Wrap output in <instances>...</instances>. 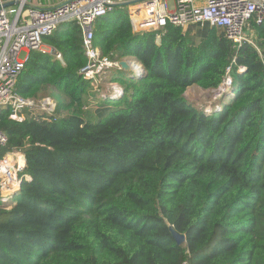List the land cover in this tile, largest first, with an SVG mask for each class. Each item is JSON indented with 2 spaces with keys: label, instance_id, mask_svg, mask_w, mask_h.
Returning <instances> with one entry per match:
<instances>
[{
  "label": "trees",
  "instance_id": "obj_1",
  "mask_svg": "<svg viewBox=\"0 0 264 264\" xmlns=\"http://www.w3.org/2000/svg\"><path fill=\"white\" fill-rule=\"evenodd\" d=\"M250 27L264 55V23ZM93 34L103 55L133 57L145 72L113 70L123 95L100 99L89 117L81 27L67 20L43 38L60 59L29 53L16 91L51 92L56 112L16 121L0 110V156L25 158L19 189L0 202V264H264L259 51L233 48L208 24H168L157 43L134 31L125 6L98 17ZM227 67L234 95L218 109L184 96L191 85L217 88Z\"/></svg>",
  "mask_w": 264,
  "mask_h": 264
},
{
  "label": "built area",
  "instance_id": "obj_2",
  "mask_svg": "<svg viewBox=\"0 0 264 264\" xmlns=\"http://www.w3.org/2000/svg\"><path fill=\"white\" fill-rule=\"evenodd\" d=\"M116 6L127 8L135 32L152 31L157 43L168 24L182 28L208 24L220 29L235 49L245 43L252 44L264 63V55L249 28L250 20L257 25L264 23V0H63L50 8L29 7L24 12L22 7H0V110L9 108L10 119L16 121L24 120L27 113L55 118L53 96L26 98L16 91V80L31 51L50 52L57 59L61 58L58 52L44 44L43 38L67 20L75 21L82 29L86 63L79 72L90 83V91L101 99L121 97L123 87L108 78L109 74L122 70L120 60L128 61L136 75L143 73V67L136 60L125 57L112 60L103 55L93 41L95 20ZM244 69L238 66L239 72ZM232 84L233 77L227 67L221 83L209 89L210 99L201 107L207 112L218 109V101L229 100L234 95ZM6 144L7 136L0 130V148ZM24 167L25 158L20 152H6L0 156V202H6L19 189ZM181 264L189 262L183 260Z\"/></svg>",
  "mask_w": 264,
  "mask_h": 264
},
{
  "label": "crops",
  "instance_id": "obj_3",
  "mask_svg": "<svg viewBox=\"0 0 264 264\" xmlns=\"http://www.w3.org/2000/svg\"><path fill=\"white\" fill-rule=\"evenodd\" d=\"M61 1H63V0H0V3L1 4H7L6 7L7 8H12V9H18L20 6H22V12H24L29 7H34V8H50V7L58 4ZM169 1H171V0H169ZM252 34H253V37L255 38L254 31H253ZM188 88H191L194 92L199 90L198 91V95L199 96H201L202 98L204 97L206 100H209L210 99V95H208V89H203V88H201L199 86H196V85H191ZM220 101H218V103Z\"/></svg>",
  "mask_w": 264,
  "mask_h": 264
},
{
  "label": "rangeland",
  "instance_id": "obj_4",
  "mask_svg": "<svg viewBox=\"0 0 264 264\" xmlns=\"http://www.w3.org/2000/svg\"><path fill=\"white\" fill-rule=\"evenodd\" d=\"M170 3V5H171V2H169ZM13 14H10L9 16H12ZM125 58H127V59H129V60H135L133 57H130V56H126ZM118 73V71H113V73ZM127 73V74H126ZM125 74H123V76L124 77H133V76H135V73L133 72V71H129V72H126ZM122 74H120V76H121ZM108 78H110V74H109V77ZM199 91V90H198ZM198 91H193L191 88H188L185 92H184V96L188 99V100H190V101H192L196 106H198V107H200V106H204V105H206V99L203 97H201V96H199L198 95ZM47 94H49V95H51L52 96V94H51V92H47ZM208 95H210L209 94V89H208ZM89 99H90V109H89V111H90V115H89V117H94V115L96 114V111L99 109V108H101V106L98 104V101L101 99V98H99L98 96H94V94L90 91V95H89ZM225 101L224 100H222V101H220L219 102V104H221V103H224Z\"/></svg>",
  "mask_w": 264,
  "mask_h": 264
},
{
  "label": "water",
  "instance_id": "obj_5",
  "mask_svg": "<svg viewBox=\"0 0 264 264\" xmlns=\"http://www.w3.org/2000/svg\"><path fill=\"white\" fill-rule=\"evenodd\" d=\"M6 6H7V4H0V7H6ZM21 7L22 6H20L19 8H21ZM119 63H120V66L122 67V70H124L125 72L131 71V66L128 63V61H126V60H120ZM144 72H145V70L143 68V73L141 75H136L135 74V76L136 77H141L144 74ZM135 76H133V77H135ZM170 231L172 233L173 238L176 240V242L178 244H181V243H183L185 241V236L183 234L177 232L172 226H170Z\"/></svg>",
  "mask_w": 264,
  "mask_h": 264
},
{
  "label": "clouds",
  "instance_id": "obj_6",
  "mask_svg": "<svg viewBox=\"0 0 264 264\" xmlns=\"http://www.w3.org/2000/svg\"><path fill=\"white\" fill-rule=\"evenodd\" d=\"M222 101V100H221ZM227 101V100H226ZM218 105L220 106V104L218 103Z\"/></svg>",
  "mask_w": 264,
  "mask_h": 264
},
{
  "label": "bare ground",
  "instance_id": "obj_7",
  "mask_svg": "<svg viewBox=\"0 0 264 264\" xmlns=\"http://www.w3.org/2000/svg\"><path fill=\"white\" fill-rule=\"evenodd\" d=\"M134 67V66H133Z\"/></svg>",
  "mask_w": 264,
  "mask_h": 264
}]
</instances>
